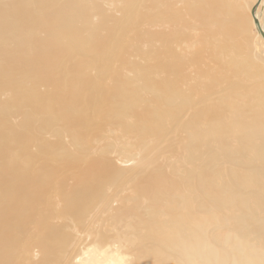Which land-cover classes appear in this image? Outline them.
I'll use <instances>...</instances> for the list:
<instances>
[{
  "label": "rangeland",
  "instance_id": "1",
  "mask_svg": "<svg viewBox=\"0 0 264 264\" xmlns=\"http://www.w3.org/2000/svg\"><path fill=\"white\" fill-rule=\"evenodd\" d=\"M19 1L0 0V9ZM68 1L72 0H35L28 5L40 21L24 30L25 37L36 44L47 34L56 37L49 50L56 60L48 68L44 67L46 55L38 47L23 53L12 30L1 32L0 186H9L16 176L14 170L25 168L37 173L33 181L45 187L41 197L45 204L37 203L39 199L16 201L24 211L29 210L30 217L14 232L19 250L10 264H199L196 253H189L175 239L178 225L167 215L187 213L194 219L199 215L195 189L201 171L208 178L216 171L227 178L228 169H243L232 164L239 140L231 136L224 135L220 143L217 139L209 142L192 161L187 157L188 118L203 104L212 109L222 102L218 77L217 83L213 75L205 79L206 85L201 82L202 71L209 75L216 58L209 50L213 38L208 26L213 25L202 27V22L179 19L173 31L157 13L160 0H91L83 20L69 27L56 15ZM234 1L240 2L237 8L249 17L240 40L264 82V38L250 13L257 0ZM179 5L174 4L177 12ZM47 16L52 19L45 25L41 20ZM254 17L264 33V0L257 3ZM203 43L206 49H195ZM197 55L202 64L189 63ZM227 73L221 78L234 76ZM202 85L208 93L197 96ZM69 89L74 94L67 100L64 92ZM111 93L118 98L115 104ZM89 115L94 124L84 123ZM68 157L75 162L61 165ZM92 159L106 174L87 203L69 212L62 208L63 202L77 186L85 161ZM44 165L59 167L44 178ZM157 175L165 179L163 188L141 193L147 184H156ZM25 181L20 178L18 186L32 190L33 181ZM189 183L196 186L194 190ZM181 195L190 198L185 207ZM168 203L172 211L165 208ZM207 203L213 212V200ZM216 225L211 219L206 226L209 248L225 243L214 237ZM45 227L61 230L53 253L41 239ZM159 229L174 240L166 248L163 234L156 236ZM158 247L155 254L150 253ZM148 253L149 257L144 256Z\"/></svg>",
  "mask_w": 264,
  "mask_h": 264
},
{
  "label": "bare ground",
  "instance_id": "2",
  "mask_svg": "<svg viewBox=\"0 0 264 264\" xmlns=\"http://www.w3.org/2000/svg\"><path fill=\"white\" fill-rule=\"evenodd\" d=\"M31 1L35 0H20L16 4H8L5 8L0 9V38L2 30H12L13 37L17 40V45L23 49V53H28L35 47H38V52H43L46 55V59L44 58V63H46V65H44V67L48 68V66L52 65V62L56 60L52 53L49 52V50L54 47L56 37L52 34H47L44 38L38 39L40 41L38 44H36L34 39L25 37L26 34H24V30L40 21L31 13L28 7ZM90 1L91 0L68 1L66 5L56 13L57 18L62 19L65 25L70 27L73 21L83 20L85 12L90 9L87 8ZM160 2L162 6L157 13L163 15L168 20L171 27L173 26V31V28H175L174 25L177 24L176 22H179V19L183 23V19L187 21L186 23L189 21H192V23L194 21L202 22L204 23L202 27L205 25L208 26V24L213 25V28L208 26V30L213 38V48L210 47L209 50H211L210 54L214 57L216 54V58H214L212 71L209 75L202 71L201 82L213 75L215 83H217L218 77L222 88V102L215 104L212 109L203 104L188 118L186 122V127L189 129V140H187L190 151L187 156L188 160L192 161L194 157L196 158L200 155V149L204 146L206 147L209 142L217 139L215 142L220 143L222 137L226 135L239 140L235 149L237 156L232 159V164L241 165L243 168L241 170H236L234 168L229 170L228 168L230 166H228L227 178L218 171L215 173L213 172L212 177L208 178L205 173L201 171L200 177L198 178L199 186H192L191 183H189L190 186L187 184L191 190H194V187H196L195 190L199 196L197 197V199H199V201H197L199 215L194 219L187 213L178 214V216H176L174 213L169 212L167 215L169 219L175 220L173 222H176L178 225L179 236L177 235L175 239H179L180 245L185 247L189 253L191 251L196 253L198 258L197 263L199 262V264H264V82L254 63L245 55L246 52L240 40L241 35L244 34V30L247 29L245 20L247 18L249 19V17L247 12L242 14V10L239 11L236 5L240 2L235 3L234 0H160ZM176 2H181V5H179L180 12H177V8H174ZM135 11H133V13H135ZM178 13H182V15ZM136 14H138V12ZM138 15L140 16L141 14ZM51 19L50 16H47L43 18L41 22L47 25ZM192 25V28L190 27L191 30L195 28L194 24ZM185 26H187V24ZM196 29L198 28L196 27ZM193 33L196 32L194 31ZM173 34L175 35V32ZM185 35L188 37L187 34ZM190 39L192 38L190 37ZM189 44H191V42ZM197 48L199 51H203L206 49V46L203 43V45L195 47L196 50ZM222 52L224 53L223 56ZM231 52H233V57H231ZM199 57L198 55L195 56L194 58L196 59L189 63H195L197 65L202 64L199 63L200 60H197ZM227 72L230 74L233 73L234 76L231 75L230 77L221 78L223 74L227 76ZM206 81L203 82L205 85L207 84ZM68 91L69 92L65 90L64 95L66 97L68 95L69 97L71 95L73 96L74 92L72 89ZM197 92V96L202 93H208L203 85L197 88ZM109 95L114 98L115 101L113 103H117L118 98L112 93ZM71 98L73 97H70V99ZM70 99L68 98L67 100ZM189 102L190 101L187 103ZM224 112H229L230 114L223 115ZM65 115L67 116L66 113ZM90 116L91 115L84 121L85 124H94L92 121L94 117ZM156 119H158V116H156ZM224 145L226 146V144ZM193 146L195 148H193ZM212 150H214V147ZM74 162L75 159L68 157L61 165L73 164ZM84 165L79 173L77 186H73L69 194V199H65L63 202L64 204L62 203V208H67L69 212L76 211L79 209V206L87 203L86 199L90 196V192H93L96 186L101 185V176L106 174L98 165L97 160H87ZM201 166L202 165H200V168H202ZM39 167L42 168V166ZM55 167L58 168L59 165H44V170L42 171L40 168V171L42 173L44 171V174L47 175H44V178L48 177L50 174L52 175ZM21 169L26 171H22ZM21 169L14 170L16 171V176L9 186H0V221L3 220L4 217H8L6 220L7 222L0 225V264H10L17 259L19 246L14 240L16 238L14 232L20 229L23 223L30 217L29 210L24 211L22 206H18L21 203H16L18 198L36 201L39 199L40 202L37 203L40 205L45 204L44 201H41L45 189L44 186H41L43 183L37 184L36 181H33L36 179L35 175L37 173H32L33 171L31 172L25 168ZM159 176L160 175H157L155 178L156 186L154 185L151 187V185L146 183L147 186L141 188V193H144V191L148 192L150 188H163L160 185L165 183L163 182L165 179H160ZM193 176L194 175L191 177ZM20 178L23 182H26V179H30L35 186L33 185L32 188H30L32 190L25 191L27 190V186H18V180ZM17 191L18 193L15 194ZM190 195H192V192ZM189 199L190 198L186 195H181L180 200L183 201L184 207L189 204ZM209 199L213 200V212L211 213L210 204L207 203ZM36 201H33V203H36ZM36 207H38V205H35V211ZM165 208H170L169 203ZM171 208L169 210L172 211ZM211 219L217 222L214 237L216 240L217 238L221 239V243L222 241L224 243V240L225 243H227V246L225 243L224 246H216L218 250L215 246L209 248L210 244L206 234V226ZM166 227L169 228L168 225ZM225 231L230 235L226 234ZM166 233L167 232L162 233V229H159L156 234L157 237H160L158 236L159 234H163L165 237L161 239L165 248L174 241L168 239ZM60 236L61 230L45 227L41 239L49 244L50 252L52 251L51 253H53L59 244ZM225 246L226 248H224ZM157 250H159V247L154 251L151 248L149 251L155 254ZM146 251L147 249L145 252ZM149 255V253L144 254L146 257H149Z\"/></svg>",
  "mask_w": 264,
  "mask_h": 264
},
{
  "label": "water",
  "instance_id": "3",
  "mask_svg": "<svg viewBox=\"0 0 264 264\" xmlns=\"http://www.w3.org/2000/svg\"><path fill=\"white\" fill-rule=\"evenodd\" d=\"M258 2H259V0H257V2L254 4V6L251 7V9H250V13H251V15H252L253 22H254V25L256 26L257 31H258V32L260 33V35L264 38V33L261 31V28H260V25H259V23H258V21H257V18L254 17V10H255L256 5H257Z\"/></svg>",
  "mask_w": 264,
  "mask_h": 264
}]
</instances>
